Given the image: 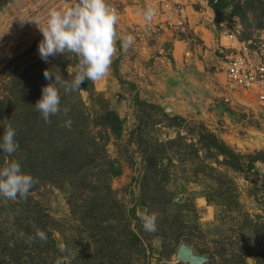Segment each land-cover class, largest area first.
Listing matches in <instances>:
<instances>
[{
	"label": "rangeland",
	"instance_id": "rangeland-1",
	"mask_svg": "<svg viewBox=\"0 0 264 264\" xmlns=\"http://www.w3.org/2000/svg\"><path fill=\"white\" fill-rule=\"evenodd\" d=\"M227 1L237 3L244 0ZM76 2L0 0V99L20 82L12 81L13 76L23 73L31 65V93L43 81L45 70L61 76V64H65V71L72 81L78 72V57L66 52L44 62L38 54V43L42 40L39 27L45 25L49 9L70 7ZM107 2L116 6L119 14L128 12L118 0ZM257 21L256 14H249L245 26L239 19H227L223 23L228 28L235 24L241 26L238 40L240 37L246 40L249 36L264 38V17L263 28L255 30ZM126 27L124 25L117 31L127 30ZM128 29V34L134 37L132 48H128L134 54L129 55V60H137V66L145 71L143 84L154 86V89L143 86V94L136 93L130 101L118 90L111 91L112 78L116 75L112 71L115 64L111 63L109 73L103 79L85 80L77 90L85 106L91 134L106 136L99 132L100 126L95 125L102 110L99 99L96 96L91 98V93L106 99L109 107L123 119L120 137L110 136L105 141L106 154L118 164L121 175L109 180L103 173L105 165L94 163L86 172L89 180L102 187L109 184L114 191L111 197L115 203L112 199L109 201L111 208L104 217L112 221L119 219L117 204L121 205L130 229L140 238L138 250L120 249L115 264H177L175 253L182 242L189 244L198 254H212L215 258L213 264H264V239L251 231V227L247 228L243 218L244 215L252 219L259 217L258 222L264 223V158L257 160L249 156L264 152V105L251 94L240 92L229 113L223 100L216 103L212 99L206 103V99L200 96L203 107L184 110L185 118L181 122L174 121L171 110L165 111L171 102L162 99V80L149 78V75L158 73L163 62L155 60L151 52L147 54L146 49L151 43L159 44L157 39L163 32L149 33L140 26ZM220 31L223 34L221 25ZM124 55L125 50H120L114 57ZM37 64L40 66L36 67ZM105 85L109 86L107 90H104ZM203 90L206 88L201 87L200 91ZM27 99L28 96L16 97L11 104L13 110L22 109L23 106H18L26 104ZM132 128L138 129L137 136L129 135ZM205 132L213 133L241 156L243 167L233 168L214 149L203 148L199 135ZM178 139L180 141L171 143ZM145 156L150 157L154 165L146 164L143 161ZM248 162L253 163L254 168H247L245 163ZM30 194L49 216L47 225L56 246L63 253L65 264H86L76 260L94 251L92 236L80 222L87 209L84 192L61 180L56 184L43 182ZM175 197L179 200L175 201ZM9 201L14 200L0 204V243L19 236ZM131 206L138 212H129ZM145 212L157 216L154 233L142 228L139 218ZM119 247L117 244L116 248ZM53 257L45 256L38 262L55 264Z\"/></svg>",
	"mask_w": 264,
	"mask_h": 264
},
{
	"label": "trees",
	"instance_id": "trees-1",
	"mask_svg": "<svg viewBox=\"0 0 264 264\" xmlns=\"http://www.w3.org/2000/svg\"><path fill=\"white\" fill-rule=\"evenodd\" d=\"M209 5L214 10L216 22L220 21V12L226 7H230V17H235L245 26V20L249 19V14H256L257 23L255 29L263 28L264 0H244L233 3L227 0H208ZM257 11V13H255ZM248 27V26H247ZM240 37L242 40L244 38ZM250 38V36L248 37ZM245 38V39H248ZM40 66V64L35 65ZM33 65L29 66L23 73L13 76L12 81H20L15 84L14 90L0 99V135L3 134L4 126L12 125L16 130L15 140L18 148L11 156L0 152V167L6 166L12 160L20 163L22 171L31 174L37 183L31 188L27 198H17L11 203L13 209V221L17 227L19 236L17 239L4 240L0 243V264H39V260L45 256L53 255V261L57 257L64 258L60 247L56 246L51 230L47 225L49 216L40 208L39 203L33 200L31 194L39 184L48 182L56 184L59 181L69 182L76 185L84 192L86 208L81 224L89 231L94 243V251L86 256L77 257L76 260L84 261L86 264H115L118 260L120 249L138 250L140 242L139 236L129 227V221L124 216L123 208L117 204L119 219L112 221L109 217H104V213L110 210L114 191L109 184L104 187L89 180L86 172L92 164H104V175L110 180L121 175L118 164L109 159L105 151V141L111 136L118 138L122 133L123 119L118 113L111 109L107 100L100 95L91 93V98L97 97L101 105V114L95 125L100 126L101 133L93 135L88 126V117L85 113V106L78 91L64 94L60 88L61 106L69 109L67 115L59 114L50 117L49 122H45L40 114L33 107L41 96L39 88L49 83L43 79L34 87V92L29 91V74ZM60 74L63 81L71 82V76L65 71V64L60 65ZM59 73V69H58ZM37 80V79H36ZM46 82V83H45ZM28 96L27 103L19 105L22 109L13 110L11 104L16 97ZM141 105L142 102L137 100ZM231 113L228 107L225 109ZM11 111V112H10ZM168 116L167 114H164ZM176 122H181L179 116H172ZM71 119L70 128L64 126V121ZM138 129L131 132L132 137L137 136ZM178 140H172L174 144ZM201 146L205 149H214L218 155H222L224 162L233 168L243 167L241 156L226 146L211 132L199 135ZM259 155H249L253 159H263L264 152ZM101 159L99 162H97ZM143 161L149 166L154 165L150 157H143ZM247 168H254L253 163H245ZM6 199L0 198V204ZM176 205V203H173ZM130 212V209L128 210ZM103 215V216H102ZM100 216V218H99ZM102 216V217H101ZM245 225L251 227V231L257 233L259 238L264 239V223L258 222L259 217L254 219L247 215L243 216ZM42 230L47 235L46 241L34 240L28 243V238L34 236L36 230ZM98 229V231H97ZM1 237V235H0ZM120 244L119 248H116ZM44 256V257H43ZM177 264H183L178 262ZM207 264H213L208 262Z\"/></svg>",
	"mask_w": 264,
	"mask_h": 264
},
{
	"label": "clouds",
	"instance_id": "clouds-1",
	"mask_svg": "<svg viewBox=\"0 0 264 264\" xmlns=\"http://www.w3.org/2000/svg\"><path fill=\"white\" fill-rule=\"evenodd\" d=\"M156 15V10L146 7L142 11L144 21L149 24ZM118 11L110 6L107 0H77L70 7L50 8L46 22L39 27L42 40L38 43V54L42 61L64 53H72L78 57V72L69 83L63 81L56 72L45 70L43 77L48 84L41 88V96L34 108L47 123L50 117L59 114L67 115L69 109L61 106L60 87L64 94L77 91L85 80L98 81L103 79L110 70L112 59L116 54V42L120 41L122 49L127 50L134 43L132 35L119 36ZM71 119L64 121V126L70 128ZM0 135V152L11 156L16 152L18 143L15 140L16 130L12 125L4 126ZM37 180L22 171L18 161L12 160L6 166L0 167V198L16 200L27 198ZM144 231L154 233L157 230L155 213L145 212L140 216ZM46 241L44 231L37 229L34 236L28 238V243L34 240ZM55 264H65L57 257Z\"/></svg>",
	"mask_w": 264,
	"mask_h": 264
},
{
	"label": "crops",
	"instance_id": "crops-1",
	"mask_svg": "<svg viewBox=\"0 0 264 264\" xmlns=\"http://www.w3.org/2000/svg\"><path fill=\"white\" fill-rule=\"evenodd\" d=\"M118 1L125 5L124 11L128 10V12L120 14L123 18L122 20L119 19L117 29H123L124 25L128 26L126 27L127 30L117 31L121 37L130 35L128 34V28L132 26L143 27L145 21L142 17V11L146 7L156 9L158 2V0ZM172 1L184 7L188 20L189 35L174 38L171 32L165 31L157 39L159 44L151 43L147 46L146 53L151 52L155 60L163 62L162 68L158 69V73L149 75V78L162 80L163 101L171 102L168 103L169 106L167 105V107H170L172 115L185 118L184 110L203 107L204 102L201 104L200 96L206 99V103H209L212 99L216 103L222 101L225 79L222 70L223 55L220 53L219 47L225 45L226 48H229L227 45L232 41L221 34L220 25L227 19H238L229 16L231 8L228 6L221 10L220 21L217 23L215 12L209 5L208 0ZM116 49L117 51H124L119 40L116 42ZM133 54V51L127 49L124 56L113 57L112 60V63L115 64L112 71L116 75H113L110 90H118L120 95L127 98L128 101L136 93L143 94V86H147L143 84L145 71L137 66V60H129V55ZM108 87V85H105L104 90H107ZM201 87L206 88V90L200 91ZM147 88L154 89V86H147ZM236 97H238V93L233 94L232 102L226 104L230 109ZM225 115L226 112H224L223 117ZM132 122L134 121L132 120ZM133 128L129 130V135L134 130ZM131 208L130 210L134 209L132 206ZM133 212L137 213L138 211L133 210Z\"/></svg>",
	"mask_w": 264,
	"mask_h": 264
},
{
	"label": "built area",
	"instance_id": "built-area-1",
	"mask_svg": "<svg viewBox=\"0 0 264 264\" xmlns=\"http://www.w3.org/2000/svg\"><path fill=\"white\" fill-rule=\"evenodd\" d=\"M110 6L117 10L113 4ZM155 10L156 15L151 23L145 21L142 29L149 33L170 31L174 38L189 35L185 9L181 4L172 0H158ZM221 26L222 33L232 41L227 45L229 48L225 45L219 47L223 55L222 70L225 79L222 100L229 104L233 94L242 92L251 94L259 104L264 105V38L238 40L240 25L228 28V25L222 23Z\"/></svg>",
	"mask_w": 264,
	"mask_h": 264
},
{
	"label": "water",
	"instance_id": "water-1",
	"mask_svg": "<svg viewBox=\"0 0 264 264\" xmlns=\"http://www.w3.org/2000/svg\"><path fill=\"white\" fill-rule=\"evenodd\" d=\"M171 110L170 107H166L165 111ZM178 197H175V201H178ZM175 259L177 262L183 264H207L208 262H214V256L212 254H198L195 250L187 243H180L176 253Z\"/></svg>",
	"mask_w": 264,
	"mask_h": 264
}]
</instances>
